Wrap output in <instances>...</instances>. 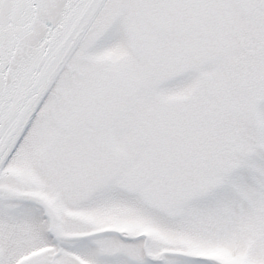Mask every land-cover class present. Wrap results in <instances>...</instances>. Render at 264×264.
Instances as JSON below:
<instances>
[{"label": "snow or ice", "instance_id": "6c2138e0", "mask_svg": "<svg viewBox=\"0 0 264 264\" xmlns=\"http://www.w3.org/2000/svg\"><path fill=\"white\" fill-rule=\"evenodd\" d=\"M0 264H264V0H0Z\"/></svg>", "mask_w": 264, "mask_h": 264}]
</instances>
